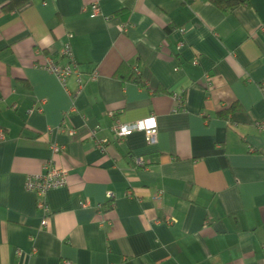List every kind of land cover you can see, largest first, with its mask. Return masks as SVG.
<instances>
[{
  "label": "crops",
  "instance_id": "1",
  "mask_svg": "<svg viewBox=\"0 0 264 264\" xmlns=\"http://www.w3.org/2000/svg\"><path fill=\"white\" fill-rule=\"evenodd\" d=\"M7 1L0 264H264V129L254 125L264 121V0L226 11L207 0H28L6 11ZM67 34L79 93L74 75L63 87L33 67L59 60ZM134 70L145 88L128 80ZM148 117L153 144L110 132ZM47 161L67 176L46 193L42 227L24 184Z\"/></svg>",
  "mask_w": 264,
  "mask_h": 264
},
{
  "label": "built area",
  "instance_id": "2",
  "mask_svg": "<svg viewBox=\"0 0 264 264\" xmlns=\"http://www.w3.org/2000/svg\"><path fill=\"white\" fill-rule=\"evenodd\" d=\"M94 11H97V7H93ZM182 31V29H181ZM72 37L71 34H67V41L62 45L58 58L59 60H63L64 63H60L59 60L53 59L50 56L46 55L42 60H38L33 64L34 68L49 72L53 74L60 84L65 87L67 80L70 76L74 75L76 79L77 89L76 93H79L83 88V81L80 76V72L78 71L76 62L74 60L73 51L70 45L69 39ZM184 45L183 41L177 44L178 48H181ZM90 77L95 78V74H91ZM208 78V76H207ZM208 85V83L206 82ZM262 92L264 93V85L261 87ZM173 98L176 101L177 109H182L183 105V97L181 94H173ZM33 110L30 108L28 111ZM35 110L41 111V106L36 107ZM151 121V123H150ZM254 125L258 129H264V121H255ZM140 131L144 133L145 139L149 144H153L156 142V133L157 127L155 123L154 117H148L145 119H140L131 122H119L115 121L110 127V132L113 137L120 139L128 136L129 134ZM72 133V132H70ZM95 130H92L90 136H94ZM4 138V133L0 131V139ZM98 146L101 150H104L105 147L102 143H98ZM60 146L57 144L51 145V151L53 153L59 152ZM135 163L138 166H143L145 161L142 157H137L135 159ZM67 172L64 169L58 168L54 166L51 161H47L43 166V171L40 173L29 174L25 179V189L28 191H32L36 194V207L43 213V217L41 220L42 227H46L48 223L47 216L50 213L49 206L46 202V193L50 189L63 187L66 183ZM107 198L111 197V193H106Z\"/></svg>",
  "mask_w": 264,
  "mask_h": 264
},
{
  "label": "trees",
  "instance_id": "3",
  "mask_svg": "<svg viewBox=\"0 0 264 264\" xmlns=\"http://www.w3.org/2000/svg\"><path fill=\"white\" fill-rule=\"evenodd\" d=\"M28 0H8L4 5L3 9L6 11H11L18 8L19 6L26 3ZM219 9L226 11L235 8L236 6L244 3L246 0H207ZM128 80L132 81L141 88H145V83L139 76V74L134 70L128 76ZM236 109L234 105L224 108L218 112V116H227L229 113L233 112Z\"/></svg>",
  "mask_w": 264,
  "mask_h": 264
},
{
  "label": "clouds",
  "instance_id": "4",
  "mask_svg": "<svg viewBox=\"0 0 264 264\" xmlns=\"http://www.w3.org/2000/svg\"><path fill=\"white\" fill-rule=\"evenodd\" d=\"M150 123H151V121H150Z\"/></svg>",
  "mask_w": 264,
  "mask_h": 264
}]
</instances>
